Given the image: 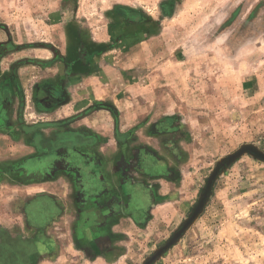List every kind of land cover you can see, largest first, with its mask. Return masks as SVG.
I'll return each mask as SVG.
<instances>
[{"label":"rangeland","instance_id":"374dc122","mask_svg":"<svg viewBox=\"0 0 264 264\" xmlns=\"http://www.w3.org/2000/svg\"><path fill=\"white\" fill-rule=\"evenodd\" d=\"M121 4L160 20L158 48L144 45L145 73L164 94L160 107L171 108L159 120L172 122L156 133L144 118L127 162L117 163L128 173L126 220L92 237L94 228L77 224L70 183L47 177V193L68 209L42 237L21 215L45 185L24 172L23 159L37 152L24 145L34 134L24 136L21 122L33 133L60 115L40 107V89L86 73L72 59L86 51L87 33L115 25ZM223 21L237 31L231 54L209 48ZM125 52L115 51L113 61L132 53ZM9 143L15 150L3 156ZM108 239L120 250H101ZM0 264H264V0H0Z\"/></svg>","mask_w":264,"mask_h":264},{"label":"crops","instance_id":"0c3cea01","mask_svg":"<svg viewBox=\"0 0 264 264\" xmlns=\"http://www.w3.org/2000/svg\"><path fill=\"white\" fill-rule=\"evenodd\" d=\"M65 1L71 2V0ZM162 9L168 18L174 16L170 13L169 3L167 6L162 5ZM112 12L115 25L110 22L111 27L106 31L95 30L87 33L85 36L91 37V41L86 42L81 48L86 51L80 53L78 57L80 59H72L71 63L74 65L81 63L86 65V73L79 74L80 76L71 74L72 79H68L67 82H71L72 86L68 88L67 82L65 85L63 81L43 86L55 89L60 97L58 104L46 113L60 115L54 121L40 123L34 127L37 131L33 133L28 132L22 122V125L20 124L24 136L34 134L32 141L24 145L27 144L25 146L37 152L32 155L33 157L27 155L23 159L26 163L24 172L39 175L43 179L40 187L45 184L32 201L20 206L23 211L21 215L27 219L28 227L39 230V234L41 231L42 237H50L48 232L54 225L62 224L60 220L64 218L63 213L68 209L67 204L63 203L64 198L54 199L47 193V177L48 179L62 177L70 183L71 193L76 196L73 204L82 212L78 213L77 224L91 227L90 233L94 228L96 233L92 231V237H103L105 230L101 227L121 224V220H126L128 206L123 195L128 187V180H125L128 178V173L120 169L117 163L121 160L127 162L126 147L133 139H137L136 135H141L144 118L150 117L151 124L148 128L156 133L161 128L162 122H166L164 123L166 125L172 122V119L168 118L165 119L166 121L159 120V114H169L171 108L160 107V99L164 94H160L153 81L155 75L145 73L148 64L145 62L144 45L150 44L152 51L158 48L159 39L163 34L160 20H157V23L148 22L143 19V14L138 9L125 4L115 7ZM234 15L236 11H232L228 18H233ZM230 25V29H227L224 21L220 22L212 33L214 42L210 39L209 48L221 53L229 48L230 54L233 53L237 46V44L233 46V43L237 42V38L234 37L237 36V31L233 32V25ZM92 34L96 37L92 38ZM118 49L132 53L121 59L117 56L114 58L116 61H113V53ZM93 50L103 52L92 58L88 51ZM151 85L152 89H150ZM168 93L165 95L166 98L169 96ZM101 118L104 119V122L101 121L103 123L96 122V119ZM24 138L21 140L24 141ZM8 139L11 141L12 137ZM14 139V143L19 142L17 137ZM113 145L116 146L114 152L111 148ZM14 150L15 146L9 143L1 154L6 152L3 156H9ZM54 192L58 195L61 193L56 187ZM112 218L116 219H113L114 222H109ZM96 227H100L101 232L99 230L97 233ZM89 231L80 233L81 235L72 234V237H80L82 234L87 237ZM10 235L29 237V235L4 234L5 237H11ZM112 241L108 239L101 246V250H120L112 245Z\"/></svg>","mask_w":264,"mask_h":264},{"label":"flooded vegetation","instance_id":"af4514ba","mask_svg":"<svg viewBox=\"0 0 264 264\" xmlns=\"http://www.w3.org/2000/svg\"><path fill=\"white\" fill-rule=\"evenodd\" d=\"M60 97L57 95L55 89L49 87H43L40 89L38 103L42 108L46 110L52 109L56 104H58Z\"/></svg>","mask_w":264,"mask_h":264},{"label":"water","instance_id":"95a60500","mask_svg":"<svg viewBox=\"0 0 264 264\" xmlns=\"http://www.w3.org/2000/svg\"><path fill=\"white\" fill-rule=\"evenodd\" d=\"M207 192H208V190H207ZM203 204H204V200L200 203L198 210L203 207Z\"/></svg>","mask_w":264,"mask_h":264}]
</instances>
